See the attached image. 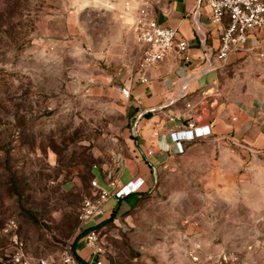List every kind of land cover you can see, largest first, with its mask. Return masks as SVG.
Returning <instances> with one entry per match:
<instances>
[{
    "label": "rangeland",
    "instance_id": "374dc122",
    "mask_svg": "<svg viewBox=\"0 0 264 264\" xmlns=\"http://www.w3.org/2000/svg\"><path fill=\"white\" fill-rule=\"evenodd\" d=\"M122 3L0 0V264L15 240L59 257L84 236L96 171L133 158L141 115L121 89L141 56ZM219 76L220 102L264 104V56L234 55ZM196 114L217 117L211 102ZM232 134L167 158L97 227L107 264H264V147Z\"/></svg>",
    "mask_w": 264,
    "mask_h": 264
},
{
    "label": "crops",
    "instance_id": "0c3cea01",
    "mask_svg": "<svg viewBox=\"0 0 264 264\" xmlns=\"http://www.w3.org/2000/svg\"><path fill=\"white\" fill-rule=\"evenodd\" d=\"M196 1L161 0L158 7L154 6V14L158 22L178 29V38L188 43L186 54L189 59L185 61L174 49L162 61L149 68L147 72L149 82L143 83L136 78L133 83L132 97L135 98L134 102L141 115L137 147H135L136 151H133V158L126 160L125 168L119 173L118 178L120 181H127L141 175L147 183L138 194L119 201L111 199L106 202L105 212L97 220V227L104 225L113 215L130 208V200L145 191L149 180L157 174L158 168L167 161V158L171 160L184 155L175 152L169 133L177 127L176 122L170 120L171 114H178L184 110L187 102L196 104L194 111L208 109L211 102L217 117L211 120L204 119L203 123L212 124L216 134L234 132L232 135L235 139H240L239 136L242 135L244 137L242 141L245 144L264 147V104L262 102H220L218 97L222 91L219 88L220 69L204 71L207 64L203 42L205 40L207 47L215 52L220 44L221 31L219 26L212 22L211 9L206 4H202L198 16H193ZM124 16L132 20L129 22L131 26L134 17L125 14ZM255 44H257L256 38H251L248 47ZM262 50V47L256 46L252 52L232 53L229 59L239 54L259 55ZM176 98L180 99L173 102ZM255 115L258 117L256 118ZM249 124L250 128H247ZM212 139L210 137L201 140L211 141ZM194 142L186 143V148ZM95 176L100 179L101 185H107L100 170L96 171ZM83 235L81 238L78 237L75 250L83 262L94 264L99 256L93 254L92 248L87 243L85 232ZM102 259L103 264H107L106 258Z\"/></svg>",
    "mask_w": 264,
    "mask_h": 264
},
{
    "label": "built area",
    "instance_id": "2783aa9c",
    "mask_svg": "<svg viewBox=\"0 0 264 264\" xmlns=\"http://www.w3.org/2000/svg\"><path fill=\"white\" fill-rule=\"evenodd\" d=\"M122 10L125 15L134 17L131 32L139 47L140 60L137 78L143 83L149 82L147 72L151 66L162 61L166 55L176 49L185 61L189 59L186 54L188 43L178 38V29L160 24L154 14V6H159L161 0H122ZM211 9V20L220 28V44L212 52L204 40L206 68L205 72L221 69L230 55L235 52L253 51L254 47H262L259 52L264 56V0H197L193 16L200 14L202 4ZM251 38H256L257 44L248 47ZM121 92L125 98L132 97V87L125 85ZM181 94V93H180ZM176 98L173 102L178 101ZM196 104L187 102L185 109L172 113L170 120L176 122V129L169 135L175 146L177 154L186 153V143L206 138H225L213 130L210 123H203V116L196 114ZM186 120V122H184ZM250 128V124L246 126ZM238 144L235 138H230ZM152 152H150L151 154ZM118 168H124L123 160H118ZM106 184L101 185L100 179L95 176L92 181L93 193L87 196L82 203L81 224L85 232L88 245L94 255L99 259L94 264H103L105 248L97 228V220L105 212V203L111 199L122 200L131 195L138 194L146 185V179L137 175L127 181L113 178L110 172L105 176ZM16 251L11 258V264H88L79 259L73 246L66 247L59 257H39L30 253L23 243H18Z\"/></svg>",
    "mask_w": 264,
    "mask_h": 264
},
{
    "label": "trees",
    "instance_id": "16d2710c",
    "mask_svg": "<svg viewBox=\"0 0 264 264\" xmlns=\"http://www.w3.org/2000/svg\"><path fill=\"white\" fill-rule=\"evenodd\" d=\"M83 233H84V232H83ZM83 233H82V234H83ZM77 239H78V238H77ZM77 239H76V241H75V242L73 243V245H72L74 250H75V245H76Z\"/></svg>",
    "mask_w": 264,
    "mask_h": 264
}]
</instances>
